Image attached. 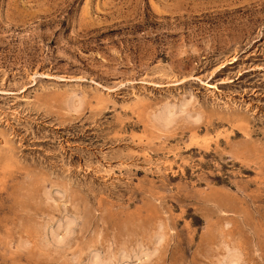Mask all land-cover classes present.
<instances>
[{
  "label": "rangeland",
  "instance_id": "1",
  "mask_svg": "<svg viewBox=\"0 0 264 264\" xmlns=\"http://www.w3.org/2000/svg\"><path fill=\"white\" fill-rule=\"evenodd\" d=\"M232 249L264 264V0H0V264Z\"/></svg>",
  "mask_w": 264,
  "mask_h": 264
},
{
  "label": "bare ground",
  "instance_id": "2",
  "mask_svg": "<svg viewBox=\"0 0 264 264\" xmlns=\"http://www.w3.org/2000/svg\"><path fill=\"white\" fill-rule=\"evenodd\" d=\"M213 86V85H212ZM137 94V93H136ZM104 98V97H103ZM145 98V97H144ZM140 99V98H139ZM106 101V100H105ZM138 101V100H137ZM111 102V101H110ZM139 102V101H138ZM143 103V102H142ZM179 107V106H178ZM171 108V107H170ZM183 109V108H182ZM180 109V110H182ZM221 109V108H220ZM161 111V110H160ZM158 112V111H157ZM180 113V112H179ZM173 114V113H172ZM180 115V114H179ZM184 116V115H183ZM179 117V116H178ZM160 120H162L163 122L168 123L172 120V117H171V114H170V111H168L167 109L163 110L161 113H160V116H159ZM184 118V117H183ZM151 121V120H150ZM157 121V120H156ZM173 121V120H172ZM168 126V125H167ZM164 128V127H163ZM99 164V163H98ZM101 165V164H100ZM124 168V167H123ZM103 171V170H102ZM110 175V174H109ZM111 176V175H110ZM122 182V181H121ZM115 185V184H114ZM56 237V236H55ZM52 241V240H51ZM54 241V240H53ZM60 241V240H59ZM57 243V242H56ZM55 243V245H56ZM61 245V244H60ZM124 250V249H123ZM237 250L235 249H232L230 250L229 252H227V254L224 256L221 264H237V261H238V254H237ZM97 255V254H96ZM115 258V256H113ZM105 261V260H104ZM91 263V262H90ZM93 264H103L104 262H100V260H97V259H94Z\"/></svg>",
  "mask_w": 264,
  "mask_h": 264
}]
</instances>
